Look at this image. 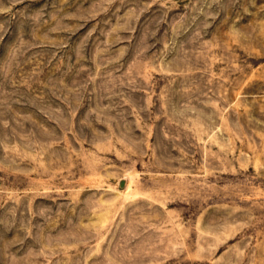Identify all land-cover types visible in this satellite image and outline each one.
Wrapping results in <instances>:
<instances>
[{
    "label": "rangeland",
    "instance_id": "1",
    "mask_svg": "<svg viewBox=\"0 0 264 264\" xmlns=\"http://www.w3.org/2000/svg\"><path fill=\"white\" fill-rule=\"evenodd\" d=\"M0 264H264V0H0Z\"/></svg>",
    "mask_w": 264,
    "mask_h": 264
}]
</instances>
